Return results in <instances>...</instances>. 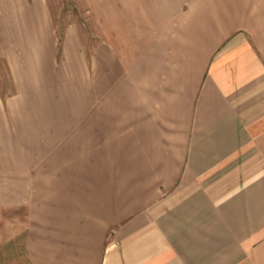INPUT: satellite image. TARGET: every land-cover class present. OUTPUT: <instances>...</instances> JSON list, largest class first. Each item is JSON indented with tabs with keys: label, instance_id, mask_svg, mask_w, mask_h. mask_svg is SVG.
Listing matches in <instances>:
<instances>
[{
	"label": "crops",
	"instance_id": "crops-1",
	"mask_svg": "<svg viewBox=\"0 0 264 264\" xmlns=\"http://www.w3.org/2000/svg\"><path fill=\"white\" fill-rule=\"evenodd\" d=\"M85 2L0 0V264H264V0Z\"/></svg>",
	"mask_w": 264,
	"mask_h": 264
},
{
	"label": "rangeland",
	"instance_id": "rangeland-1",
	"mask_svg": "<svg viewBox=\"0 0 264 264\" xmlns=\"http://www.w3.org/2000/svg\"><path fill=\"white\" fill-rule=\"evenodd\" d=\"M53 19L57 30L63 32L70 23H79L83 28L95 29V21L91 16L90 7L85 0H49ZM93 33V32H92ZM94 40V36H91ZM93 43V41L91 42ZM0 76L9 77V71L5 61L0 58ZM10 88L11 83L7 84Z\"/></svg>",
	"mask_w": 264,
	"mask_h": 264
}]
</instances>
